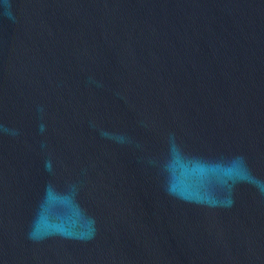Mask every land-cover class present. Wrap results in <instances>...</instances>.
<instances>
[{
	"label": "water",
	"instance_id": "1",
	"mask_svg": "<svg viewBox=\"0 0 264 264\" xmlns=\"http://www.w3.org/2000/svg\"><path fill=\"white\" fill-rule=\"evenodd\" d=\"M0 264H264V0H0Z\"/></svg>",
	"mask_w": 264,
	"mask_h": 264
}]
</instances>
